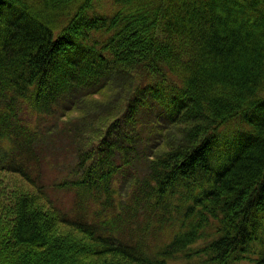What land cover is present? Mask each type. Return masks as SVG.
Returning a JSON list of instances; mask_svg holds the SVG:
<instances>
[{
    "label": "trees",
    "instance_id": "trees-1",
    "mask_svg": "<svg viewBox=\"0 0 264 264\" xmlns=\"http://www.w3.org/2000/svg\"><path fill=\"white\" fill-rule=\"evenodd\" d=\"M104 1L0 0V264H264V0Z\"/></svg>",
    "mask_w": 264,
    "mask_h": 264
},
{
    "label": "rangeland",
    "instance_id": "rangeland-1",
    "mask_svg": "<svg viewBox=\"0 0 264 264\" xmlns=\"http://www.w3.org/2000/svg\"><path fill=\"white\" fill-rule=\"evenodd\" d=\"M106 2H108V1H106V0L104 1V4H105L104 6L106 7V9H109V11H110V8L106 4ZM104 98H107V96H94L93 98H91L89 100V102H85V103L87 106H96V104H98L96 101L102 102V99H104ZM98 107H100V106H98ZM82 111H83L84 115L92 113V109L90 110L91 112L87 109L86 110L85 109L84 110H82V109L78 110V112H82ZM77 116H78V113L74 112L71 114V119L76 118ZM158 120L159 119L156 117L154 111L153 112L146 111L141 115V127L144 129V138H148L152 134H154V132L157 128V125H158V123H157ZM108 122L104 123L103 125H100L99 126L100 129L104 128ZM100 129L97 131H101ZM244 130H245V128H244L243 124H241L238 120L234 121L232 123H229L225 128L222 129V132H221L222 133V135H221L222 139L221 140L224 142L226 141V144L227 143H229V144L233 143L235 141L234 139L237 136V133L244 131ZM227 141H229V142H227ZM66 142H67V140H64L63 144L66 145ZM56 145H57V143H56ZM61 145H62V143H59L58 152H54L53 146L51 145V147H50L51 149L48 150L49 153L51 154L50 155L51 160L53 159L54 161H56V158L64 159V158H67L71 155V154H68V152L66 150L69 149V147L70 148H72V147L71 146L68 147V145H66V147L63 150ZM69 151H70V149H69ZM70 153H71V151H70ZM52 166H54V165H52ZM43 169H44V171H43L44 180L46 183L57 182V181H55V180H57V177H58V180L60 179V176H58V174H56L57 169L55 170V167L49 168V167H46V165H44ZM129 178L130 177L128 176V179ZM4 180H6V185H8L10 188H17V189H20L22 191H28V192L32 191V188L26 182H23L18 176L7 174L4 176ZM114 189H116L115 186H114ZM127 191H128L127 184L123 185L122 188H119L118 194L116 195L117 200L122 202V196H125L127 194ZM48 194L50 195L54 204L58 208H60L61 210L65 211V213H67L69 216L74 218L77 214V216L81 215L82 217H84L87 220V216H86L87 210L86 209L88 207V203H89L90 198L92 196L91 194H89V195L87 194L88 195L87 198H85L83 200V203H81V205H79V200L77 199V196H75L72 192H62V191H57V190L51 189L48 191ZM91 206L95 207V209L101 208V205L99 206L98 204L91 205ZM107 217H110L109 212L104 213L101 216L100 220L102 219L101 221H103V219H105ZM71 231L75 237L80 238V240H84L85 237L81 233H79L76 230H71ZM161 243H162L161 238H158L152 243V246H155V244L160 245ZM149 245H150V243H149ZM180 262L181 261H177L174 264H181Z\"/></svg>",
    "mask_w": 264,
    "mask_h": 264
},
{
    "label": "bare ground",
    "instance_id": "bare-ground-1",
    "mask_svg": "<svg viewBox=\"0 0 264 264\" xmlns=\"http://www.w3.org/2000/svg\"><path fill=\"white\" fill-rule=\"evenodd\" d=\"M89 153H90V152H89ZM169 194H170V193H169ZM202 199H203V198H202ZM205 203H206V202H205ZM196 205H197V204H196ZM207 205H208V204H207ZM129 206H130V205H129ZM191 206H192V204H191ZM203 206H204V205H203ZM131 207H132V206H131ZM134 209H135V208H134ZM199 209H200V208H199ZM197 211H198V210H197ZM200 211H201V210H200ZM184 212H185V211H184ZM184 212H183V213H184ZM190 218H191V217H190Z\"/></svg>",
    "mask_w": 264,
    "mask_h": 264
}]
</instances>
